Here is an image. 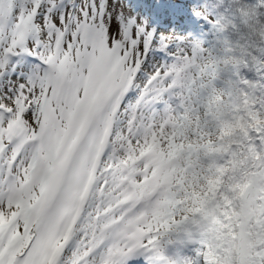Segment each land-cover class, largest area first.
<instances>
[{"label":"snow or ice","instance_id":"1","mask_svg":"<svg viewBox=\"0 0 264 264\" xmlns=\"http://www.w3.org/2000/svg\"><path fill=\"white\" fill-rule=\"evenodd\" d=\"M0 264H264V0H0Z\"/></svg>","mask_w":264,"mask_h":264}]
</instances>
